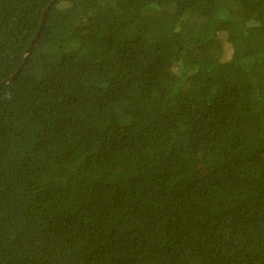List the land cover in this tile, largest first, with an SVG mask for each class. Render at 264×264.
Returning a JSON list of instances; mask_svg holds the SVG:
<instances>
[{
	"label": "trees",
	"instance_id": "16d2710c",
	"mask_svg": "<svg viewBox=\"0 0 264 264\" xmlns=\"http://www.w3.org/2000/svg\"><path fill=\"white\" fill-rule=\"evenodd\" d=\"M0 84V264H264V0H0Z\"/></svg>",
	"mask_w": 264,
	"mask_h": 264
},
{
	"label": "water",
	"instance_id": "95a60500",
	"mask_svg": "<svg viewBox=\"0 0 264 264\" xmlns=\"http://www.w3.org/2000/svg\"><path fill=\"white\" fill-rule=\"evenodd\" d=\"M49 10H50V9H49V6H48L47 9L45 10V12L43 13L42 21H41V24H40L39 30H38V32H37L35 38L33 39V42H32V43L29 45V47H28L27 54H26L25 59H24V63L19 67L18 71L14 74V76H13L12 78L9 79V81H11V80H13L14 78H16L17 75H18V74L20 73V71L22 70V68L24 67V65H25V63H26V61H27V59H28V56H29V54H30V51H31V49H32L33 43L38 39V37H39V35H40L41 31H42V28H43V25H44V23H45V21H46V16H47ZM2 83H3V84H6V83H8V81L2 82ZM0 85H1V84H0Z\"/></svg>",
	"mask_w": 264,
	"mask_h": 264
}]
</instances>
